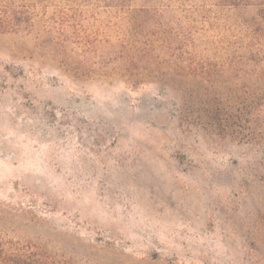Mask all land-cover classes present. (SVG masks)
<instances>
[{"label":"rangeland","instance_id":"1","mask_svg":"<svg viewBox=\"0 0 264 264\" xmlns=\"http://www.w3.org/2000/svg\"><path fill=\"white\" fill-rule=\"evenodd\" d=\"M0 240L46 264H264V0H0Z\"/></svg>","mask_w":264,"mask_h":264},{"label":"trees","instance_id":"2","mask_svg":"<svg viewBox=\"0 0 264 264\" xmlns=\"http://www.w3.org/2000/svg\"><path fill=\"white\" fill-rule=\"evenodd\" d=\"M23 22L16 14L12 19L0 16V29L12 30ZM0 264H46L37 252L21 244L0 240Z\"/></svg>","mask_w":264,"mask_h":264}]
</instances>
